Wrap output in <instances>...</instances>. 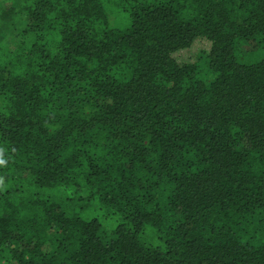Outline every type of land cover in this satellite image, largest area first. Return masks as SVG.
<instances>
[{
    "label": "trees",
    "instance_id": "obj_1",
    "mask_svg": "<svg viewBox=\"0 0 264 264\" xmlns=\"http://www.w3.org/2000/svg\"><path fill=\"white\" fill-rule=\"evenodd\" d=\"M0 157V264H264V0H0Z\"/></svg>",
    "mask_w": 264,
    "mask_h": 264
},
{
    "label": "clouds",
    "instance_id": "obj_2",
    "mask_svg": "<svg viewBox=\"0 0 264 264\" xmlns=\"http://www.w3.org/2000/svg\"><path fill=\"white\" fill-rule=\"evenodd\" d=\"M4 163H5L4 159L2 157H0V165H2Z\"/></svg>",
    "mask_w": 264,
    "mask_h": 264
},
{
    "label": "rangeland",
    "instance_id": "obj_3",
    "mask_svg": "<svg viewBox=\"0 0 264 264\" xmlns=\"http://www.w3.org/2000/svg\"><path fill=\"white\" fill-rule=\"evenodd\" d=\"M4 35L6 36V35H8V33H5Z\"/></svg>",
    "mask_w": 264,
    "mask_h": 264
}]
</instances>
